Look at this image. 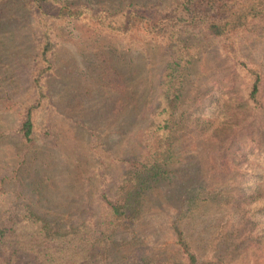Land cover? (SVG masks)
Returning <instances> with one entry per match:
<instances>
[{
	"label": "rangeland",
	"instance_id": "obj_1",
	"mask_svg": "<svg viewBox=\"0 0 264 264\" xmlns=\"http://www.w3.org/2000/svg\"><path fill=\"white\" fill-rule=\"evenodd\" d=\"M167 1L50 0L41 12L30 0H0V210L20 202L47 218L73 222L96 212L104 185L113 187L126 161L140 152L142 129L172 65V49L142 29L109 31L86 16L60 17L59 8L106 12L121 21L133 8L156 14ZM45 32L53 41L52 67L43 75L46 96L34 111L33 141L24 143L20 116L36 98L32 79ZM202 41L178 59L183 92L172 128L177 175L194 178L202 168L204 186L180 224L202 258L253 264L263 242L249 236L241 187L252 162L264 173V24L240 38L237 58L220 41ZM248 68L262 74L254 104L247 100ZM209 108L216 110L214 118ZM198 188L176 177L151 190L142 220L113 236L110 260L162 256L163 244L173 240V202Z\"/></svg>",
	"mask_w": 264,
	"mask_h": 264
},
{
	"label": "trees",
	"instance_id": "obj_2",
	"mask_svg": "<svg viewBox=\"0 0 264 264\" xmlns=\"http://www.w3.org/2000/svg\"><path fill=\"white\" fill-rule=\"evenodd\" d=\"M49 1L30 0L41 12ZM80 9L63 5L58 15L69 18L86 16L98 27L109 31H126L132 27L142 29L151 37L163 40L172 49V65L165 73L158 105L142 129L140 152L126 161L127 170L113 187L104 185L99 194L100 208L75 222L47 218L20 202L1 209L0 264H232L225 258H202L195 240L184 236L180 224L185 211L201 199L204 186L200 173L202 168L192 174L194 178L184 173L177 175L180 169L176 166L180 159L175 151L172 128L183 92V71L179 70L178 59L181 53L183 59L187 58L186 50L199 48L202 40L220 41L224 50L237 58L240 38L252 26L264 24V0H168L161 11L156 10V14L140 13L133 8L121 21L106 12L92 13L86 8ZM38 49L39 67L35 68L32 79L36 98L22 109L18 128L24 143L33 141L34 111L46 96L42 80L45 72L52 67L50 55L53 41L50 34L43 33ZM238 61L243 65L240 59ZM247 72L253 76L247 100L252 104L258 103L262 74L253 68H248ZM207 114L209 118H214L216 110L209 108ZM262 170L259 163L252 162L241 187L248 198L245 217L250 226L249 236L255 235L263 242L253 252L256 260H253V264L264 262ZM176 177H186L187 181L199 185V188L184 200L180 198L173 202L171 212L175 215L169 217V232L173 240L163 244V255L135 254L110 260V245L116 232L120 228L130 230L134 221L142 220L152 195L150 191L159 185L167 186ZM159 193L160 199L166 200Z\"/></svg>",
	"mask_w": 264,
	"mask_h": 264
}]
</instances>
